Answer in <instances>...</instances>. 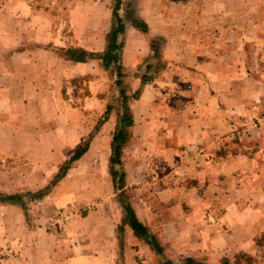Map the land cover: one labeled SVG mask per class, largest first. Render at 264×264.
Here are the masks:
<instances>
[{
  "label": "crops",
  "instance_id": "1",
  "mask_svg": "<svg viewBox=\"0 0 264 264\" xmlns=\"http://www.w3.org/2000/svg\"><path fill=\"white\" fill-rule=\"evenodd\" d=\"M64 2L71 14L64 28L51 13L19 12L45 0H16V15L2 19L33 23V41L23 43L19 29L12 34L21 43L0 45V192L18 197L0 202V249L15 251L0 264H148L149 244L135 235L115 198L128 187L136 219L176 254L216 246L222 238L231 250L250 247L247 211L264 208V0H119L116 13L125 25L120 69L132 118L119 164L111 162L109 120L84 147L80 137L73 144L74 109L57 77L61 67L66 77L75 65L98 64L65 60L57 46L102 52L114 22L112 0ZM152 38L160 39L159 64ZM145 58L152 77L137 72ZM10 119L18 120L16 128ZM80 148L60 182L94 177L97 185L88 183L82 195L91 208L76 214V225L70 218L52 227L44 221L56 203L52 189L41 199L33 193ZM259 225L263 231L264 216Z\"/></svg>",
  "mask_w": 264,
  "mask_h": 264
},
{
  "label": "rangeland",
  "instance_id": "2",
  "mask_svg": "<svg viewBox=\"0 0 264 264\" xmlns=\"http://www.w3.org/2000/svg\"><path fill=\"white\" fill-rule=\"evenodd\" d=\"M15 1L16 0H0V45L6 48H11L16 44L21 43L20 39L14 37V35L12 34L16 31H19V29H22L24 31L22 33L23 36L25 37L24 39H22L23 43H28L33 41V39H30L28 37V31L31 30L33 23H29L27 21L23 23H19V22H13L11 20L7 22L2 20V19L7 20L8 16L10 17L14 14L16 15L17 7L14 5ZM47 1L48 0H45V4L44 5L40 4V6H34L32 4H28L24 8L20 9L19 12L22 15H30L37 13L42 15H48L49 13H51L52 15L57 17V22L59 25L63 23L64 19L67 20L70 19L71 14L69 13V10H67L66 6H64L65 4L64 0H57V1H61V4L54 3L52 5L51 3L50 6L48 5ZM118 3H120L119 0H112L111 8L113 9L114 6H116V4ZM67 24L68 22L66 24L63 23V28L65 27L64 25ZM36 25L43 26V23L38 22ZM254 25H256L255 26L256 29H259L258 26L259 22L256 21ZM56 29L58 30V27ZM4 31H7L8 33H4ZM22 34H20L19 32V37H21ZM231 36L233 35L230 34V36H227L224 39L225 42L226 41L228 42L229 39L232 38ZM150 44L155 48V50H157V53H155V56H157L155 58V64H159L161 61L160 52H159L160 39L152 38ZM69 45L70 46H66V48L63 47L61 48L58 45L57 55L67 60L66 57L69 58V56L66 54L67 49L81 48L79 46H76L74 43L72 45L71 44ZM106 45H107V35L105 37L104 50L106 48ZM221 45L222 47L225 46L226 48H229L227 45H224L223 43ZM89 53L92 52L89 51ZM99 53H94V55ZM1 55L2 54L0 52V57ZM92 58L93 59H89L87 61L94 60V62H97L98 64H90L89 66H86V64L84 65L74 64L76 67H72L71 69L72 76H68L69 69L68 70L66 69L68 77L66 76L67 77L66 78L64 76L65 67H61L60 69H58L57 72L58 80L61 81V84L58 86L61 89L60 91L61 95L66 97V99H68V104L72 106V108L74 109L73 110L74 113L73 144L78 142L79 141L78 137H80L79 143L82 147H84L87 144V142L91 140L92 134H94V132L98 128H100L102 124L111 121V127L114 128V134L117 132L119 128L122 127L121 121L125 108L124 101L122 99V92H124V94L126 93L125 95L127 96V99L125 104L129 108L127 93L129 94L130 91L127 86L128 83L125 85L123 84V82L125 83L126 81V74L121 73L122 83L121 85H118L116 81L118 77L116 73V68L114 66H111L110 68L106 69L101 65L102 61L96 55L93 56ZM145 62H147V58L143 60L142 64L140 65V69L137 71L138 73L141 74L144 71H146V69L144 68ZM68 65H70V63L67 64L66 68H68ZM146 73H148L146 75V78L153 76L151 69H148ZM97 80L100 81L97 82ZM138 95H140V91L136 93L135 97H137ZM262 106L264 108V105ZM76 108L80 109L82 113L77 112L75 110ZM256 111L257 110L254 108V113H256ZM260 111L264 115V109L263 110L260 109ZM17 121H18L17 119H12V120L10 119L8 123L10 125L12 124V126L16 128ZM256 123L257 122H255L254 124ZM115 128H117L116 131ZM126 130H127V135H126L127 136L126 142H127L129 138L128 137L129 132L128 129ZM14 137L15 134L13 133V138ZM251 148H255V147L253 145H250V149ZM80 149L83 151L82 148ZM71 152L72 153L68 155L66 162H63L59 171L55 173V175L57 176H54V179H52V181L49 182V184L45 188L33 193V196L41 199V196L43 195L44 192H46L49 188L52 189L51 193H53L52 195L53 197H55L56 203L52 204L54 206H51L52 208H50L51 209L50 212L44 213L45 215L44 221L47 220L50 224H52V227H54L55 225H62L70 218L74 219L73 223L76 225L78 223L77 221L78 217H76V214L77 216L78 215L84 216L86 215L88 209L91 208V205L87 201L88 199L82 196L84 193L83 192L84 189L88 188V183L89 185L92 184L94 185L91 187H95L98 183L94 177L88 178L89 179L88 181L87 179L81 180L78 175L74 176V178H78V179H73V181L70 183L66 184L64 181L60 182L63 179L62 176L64 175L65 171L74 164L75 160L72 161L71 163L66 164L67 161L74 155L76 149H73ZM114 166H116V169L120 173L121 172L120 168L117 165ZM118 185L120 184L118 183ZM69 186H72L71 191L69 189ZM116 186L114 185V188H116ZM92 190H97V189H92ZM0 193L5 194L2 192ZM119 194L120 195L116 196L115 198L117 200V203L119 202L122 211H124V215L126 217L125 221L129 223L130 221L128 219L127 212L124 207L128 203V198L131 197L132 195V192L130 193V187L125 188V190L122 189V192H120ZM66 195H70L72 199L69 198L65 199L64 197ZM62 199L63 202H61ZM263 209L264 208H261L259 211H254V213H252L249 210L247 211L246 218L248 222V235L246 236L248 237V240H250V247H247L246 249L243 250L241 249L231 250L227 245L226 240L222 238L217 242L216 246L215 245L206 246L203 248L190 247V248H186V252H184V254L180 252L176 254V252L173 251L175 249H172L171 247L164 248L163 246H161L158 242V239L154 235L153 231L152 230L148 231L146 229L147 234L154 236L161 247V251L159 252L149 244L148 254H146V256H148V264H186L185 260L187 258H193L196 261H200L205 264H222L223 260L225 259L228 261L229 264H264V230L260 231L262 227L260 228L259 225V222L262 220V216H264ZM240 218L245 219V215H241ZM254 228H257V230L253 231ZM133 231L135 235L138 236V234H136V231L134 229ZM120 234L122 240L126 239L125 234L123 232H120ZM13 250L14 249L11 246L1 248L0 262L9 256H14L15 251Z\"/></svg>",
  "mask_w": 264,
  "mask_h": 264
},
{
  "label": "trees",
  "instance_id": "3",
  "mask_svg": "<svg viewBox=\"0 0 264 264\" xmlns=\"http://www.w3.org/2000/svg\"><path fill=\"white\" fill-rule=\"evenodd\" d=\"M119 7V4H116L113 10V16H114V22L112 24L110 32L107 34V45L105 50L102 53L95 54L101 61L104 68H110L111 66H114L116 68V73L118 76H121V49H122V43L119 41V35L124 32V23L123 20L118 17L117 15V9ZM132 25L136 27L137 29L141 31H147L146 24L140 20L132 19L131 21ZM66 54L74 61H83L86 58H92L94 53H89L88 51L81 49V48H69L66 51ZM117 84L119 85L120 82L117 81ZM122 99L124 101V114L122 117V127L117 130V132L113 135L112 138V158L111 162L113 164H119L120 162V156H121V150L123 145L125 144L127 140V128L132 125V118L130 116L129 109L127 105L125 104L127 96L122 92ZM82 150H77L74 155L67 161L66 164L71 163L72 161L78 159L81 155ZM18 200L17 195L15 194H1L0 193V202H11ZM125 210L127 212L128 219L130 221V224L132 225L133 229L136 231V234L140 237H144L148 244L153 246L156 250L159 252L161 251V247L158 244L156 238L154 236H151L147 234L146 228L136 219L134 212L130 205H125ZM186 264H205L200 261H196L193 258H187L185 260ZM222 264H229L228 261L225 259L223 260Z\"/></svg>",
  "mask_w": 264,
  "mask_h": 264
}]
</instances>
